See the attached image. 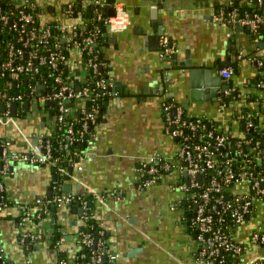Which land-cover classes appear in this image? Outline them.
<instances>
[{"label": "crops", "instance_id": "crops-1", "mask_svg": "<svg viewBox=\"0 0 264 264\" xmlns=\"http://www.w3.org/2000/svg\"><path fill=\"white\" fill-rule=\"evenodd\" d=\"M95 1L8 0L14 6L31 3L41 7L44 21L63 23L80 21L67 14L68 7L93 10ZM117 1L124 3L131 24L123 32L104 37L110 39L107 45L103 40L102 48L111 86L104 99L103 117L93 126L81 159L62 171L63 177L49 164L21 162L14 164L5 178L11 204L0 215V251L13 264H58L57 250L75 247L82 225L79 204L54 207L26 226L21 221L24 210L40 211L36 200L59 187L63 194L89 196L94 217L110 234L109 249L117 254L116 264H196L199 246L183 219L186 191L181 185L191 184L188 174L177 166L163 173L156 184L140 186L151 157L179 163L178 143L168 132L164 104L172 101L177 115L181 110L191 117L218 122L236 135H243V130L233 116L249 108L258 115L264 132V102L249 100L256 92L251 86L258 72L254 58L264 57V43L251 40L246 27L217 19L222 9L231 10L232 0H166L155 18L152 11L156 7L147 5L149 0ZM157 26H164L165 36L172 39L178 61L190 58L200 70L192 73L190 68L169 66L173 59L162 58L161 44L156 50V41L145 39L156 35ZM221 63H230L224 68L233 69L231 85L225 90L207 87L203 70L211 69L216 77L225 79L219 73ZM256 93L264 96L262 91ZM229 96V102H224ZM40 111L42 116L29 126L16 121L3 125V116H21L18 111L2 116L0 137L9 142L13 152L43 153L40 139L52 135L54 127L50 114ZM262 154L259 161L264 160V150ZM65 185L72 191L64 192ZM56 223L62 225L67 238L70 236L60 248H53V241L46 237L30 238L32 233L48 236ZM263 224L264 201H259L254 217L238 229V239L249 242L253 231ZM261 251L251 247L245 259Z\"/></svg>", "mask_w": 264, "mask_h": 264}, {"label": "built area", "instance_id": "built-area-1", "mask_svg": "<svg viewBox=\"0 0 264 264\" xmlns=\"http://www.w3.org/2000/svg\"><path fill=\"white\" fill-rule=\"evenodd\" d=\"M255 1L259 4L264 2V0H249V4L254 5ZM95 4L96 7L93 10H85L81 7L82 10L77 7H68L66 12L69 16L75 14L76 8L79 9V22L63 23L58 21L56 23L58 32L56 33V38H60V43L63 44V47L68 52L66 54L59 50V48L62 49L63 47L58 42L53 47L48 46L49 39L52 36L50 28L42 31L39 36L32 30L25 31V23L32 20L30 14L22 10L18 21H16L11 15L5 14L2 7H0V27H6L16 32L20 31L18 37L14 38L12 34L6 37L4 32H1L0 35V120L3 115L11 114V104L13 102L17 103V111L28 103V111L33 112L38 109L49 113L54 127L52 135L43 136L40 139V147L43 150L41 156H37L35 153L13 152L9 147V142H3L0 139V172L2 174V179H0V215L11 204L5 178L11 174L14 164L29 162L32 164L46 163L51 165L58 163L62 156L69 157V155H73L76 159L75 161L80 160L85 148L79 146L78 143L85 140L86 133L92 131V127L103 117L100 99L106 96L107 91L110 90V80L105 77L97 79L95 88L99 91H95V89L87 85H82V83L90 76L93 78L99 76L101 67L105 69V61L99 59V54L103 53L104 37L125 31L131 24V16L123 2L117 0L112 2L96 0ZM231 5L232 1L230 2ZM23 6L35 7L31 3ZM110 9H113V15L109 14ZM90 10L93 11L91 21L101 24L84 31L82 27L84 20H86L84 13L86 11L90 12ZM217 19L233 25L238 24L253 31H257L260 23L264 22V18L260 13L255 12L252 15L246 13L241 16L236 9L229 11L222 9ZM255 41L260 43L259 39ZM43 48L46 49L47 55L39 53ZM175 54V45L170 42L167 36L163 37L160 52L162 58L170 61ZM62 62L66 63L68 67V72L65 76L68 81L61 76H57L55 79L57 85L51 91H48L47 81L38 78V75L42 73V66L47 65L45 67L49 68L48 71L51 73ZM256 62L262 64L261 59L254 58V63ZM219 73L224 78L229 79L233 75V69L229 67L222 68ZM23 75L30 76V82L24 89H18L17 80ZM5 76H8L9 79L2 84L1 78ZM73 79L76 81V86L72 85ZM39 83L45 87L43 89L45 91L44 96L41 94L43 90H38ZM260 85H263V83ZM49 101L55 105L56 114H52L51 106L48 104ZM87 101L93 102L90 108L86 107ZM173 106L172 101L166 102L164 111L167 114L169 134L179 140L177 142L179 163L175 164L168 159L156 156L151 157L149 163L146 164L144 179L140 186L145 188L156 184L163 173L178 166L180 172H187L191 183L189 186L181 185V188L186 191L183 204L190 202L191 205L196 207L195 218L191 221V227H197L199 230L195 238L199 246L196 264H232L227 261L226 256H221L224 252L228 256L237 257V264H264V224L253 231L249 242L245 243L238 239L240 226L254 217L258 202L264 201V177H258L254 171L247 170L240 171L236 175L234 170L229 167V170L223 176L222 183H220L217 178L224 171L217 165V152L211 149L210 141L194 144L190 142V134H186L183 128L178 127L184 115L181 110L175 119L170 116ZM2 107H5V110H2ZM79 113L84 115L80 117ZM243 118V115H239L235 120L239 122ZM184 123L193 132L204 131L206 128L202 118ZM253 127L254 123L249 121L247 128L252 129ZM57 133V145L62 155L54 156L52 138L56 137ZM213 133L211 131L209 136L213 137ZM199 137L203 141L204 133L200 132ZM215 138L217 145L220 147H225L229 142L226 134H216ZM251 142L252 139H247L243 136L235 145L236 153L240 154L242 149L245 150L251 145ZM260 153L261 150H258L256 159L261 158ZM209 171L216 172V174L208 179L209 185L203 187V185H200V180L197 179V176L201 175V179H204V175ZM232 182H235V187L231 194V199L222 194L211 205L210 201L213 193H220L223 187L228 186ZM81 199V195L73 193H56L51 196L40 197L36 200L37 205L41 207L40 211L24 210V216L21 221L26 226L34 219L33 217L41 219L43 213H48L54 207L79 204L82 209L81 222L86 224V220L89 218L88 205L86 200L81 203ZM224 213L229 214L235 220V223L238 224L236 230L233 231L229 224H226L222 219ZM183 219L185 220L184 215ZM104 233L105 230L101 231V234ZM44 237L53 241L54 232H51L48 236H43L39 233H32L30 236L33 240L43 239ZM81 237L82 243L92 246L94 249L92 264H116L118 257L116 253L110 251L109 239L101 242L103 249L96 250L99 241L97 236L84 233ZM64 242V238L58 239L55 246L60 248ZM251 247H257V249L262 251L255 257L245 259V255ZM67 251L72 255L75 247H70ZM0 264H13L6 259L2 250L0 251ZM61 264L76 263L74 258L70 257L68 260H62Z\"/></svg>", "mask_w": 264, "mask_h": 264}, {"label": "trees", "instance_id": "trees-1", "mask_svg": "<svg viewBox=\"0 0 264 264\" xmlns=\"http://www.w3.org/2000/svg\"><path fill=\"white\" fill-rule=\"evenodd\" d=\"M0 7H2L5 14L11 15L12 18L16 21H18L21 15V11L24 10L26 13L30 14L32 17L31 21L25 23L24 25L25 31L32 30L34 31L35 34L39 36L42 31H44L47 28H50L52 36L49 39L48 46L53 47L56 42L60 43V38H56V33H58L56 30L57 21L55 20H51L48 22L44 21L43 20L44 10L41 7L14 6V5L9 4L8 0H0ZM230 8L236 9L241 16L245 15L246 13H249V15H252L253 13L257 12V13H260L262 17L264 18V2L262 4H259L256 2L254 5H250L249 0H242V1L232 0V5L230 6ZM92 14H93V11L91 10L90 12L86 11L84 13V16L86 19L84 20V24H82L84 31H87L88 29H92L93 27L99 26V24H101L99 22L93 23L91 21L93 18ZM78 15H79V11L76 8L75 14L73 16L77 17ZM19 28H20V24H19ZM14 31L15 30H10V29H7L6 27H0V35H1V32H4L6 37L10 36L11 34L13 38L18 37V34L20 33V31H17V32L16 31L14 32ZM247 31L250 35L251 40L255 41L256 39H259L260 43H264V22L260 23L257 31H253L248 28H247ZM60 44H61V47H63V44L62 43ZM59 50L62 53H65V54L68 53L64 47L62 49L59 48ZM39 53L43 55H47V51L44 48L41 51H39ZM257 58L262 60V64H258L257 62L255 63V68L258 70V72H257L256 77L253 79V81H251V86L252 88H255L256 92L257 91L264 92V57L260 56ZM99 59L101 61H105L103 53L99 54ZM45 66L47 65L42 66V73L41 75H38V78L47 81V84L49 86L48 91H51L57 85V83L55 82V79L57 76H61L66 81H68V79H66L65 77L68 72L67 71L68 67L66 63L62 62L61 64H59L58 68L56 70H53L51 73H49L48 71L49 68ZM100 73L101 74L95 78H93L92 76L88 77L86 81L82 83V85H87L91 87L92 89H95V91H99L98 89L95 88V81L99 79L100 77L106 78L105 69L103 70V72H100ZM8 79H9L8 76L2 77L1 83L3 84ZM29 80H30V76L23 75L21 78L17 80V84L19 85L17 86V88L24 89L29 84L30 82ZM261 83H263V85H260ZM15 85H16V82H15ZM72 85L76 86V81L74 79L72 80ZM256 92L255 94H251L249 96V100L258 98L261 102H264V96L260 98L258 96V93ZM26 95H28V93H26ZM104 99H105V96H103V98L100 99V106L102 107V111H104ZM230 99H231V96L225 98L224 102H229ZM92 104H93L92 101H87L86 107L90 108ZM50 106H51L50 110L52 114H56L55 105L53 104ZM27 112H28V109L26 108V105L18 109V114H20L21 116H26ZM0 113H1V108H0ZM83 115L84 114L79 113L80 117H82ZM239 115L244 116V118L239 121L240 122L239 124L243 130V135L233 134L231 131L225 130L218 122L209 121L206 118H202V121L204 122L206 126L205 130L193 132L189 128V126L185 124L184 122L196 120L197 117H191V116L186 115L185 113L182 117L180 125H178V127H181L184 129L186 134H190V142L192 144L200 143V142L204 143V142L210 141L211 149L215 150L218 154L217 165L219 168H222L224 171V173H222L221 175H218L217 180L220 181V183H222L223 176L229 170V167H231L234 170L236 175L240 171L247 170V171H254L255 175H257L258 177L259 176L264 177V160L259 161L260 159H256L257 151L261 150L260 155H263L262 151L264 150V132L260 129L258 125V115H256V113L254 111H251L249 108H244L243 110H241V112L235 113L233 116V119L235 118L237 119ZM249 121H252L254 123V127L252 129L247 128ZM211 131L214 132L213 137L209 136V133ZM200 132L204 133L203 141L200 140V137H199ZM216 134L218 135L226 134L227 135L229 142L226 144L225 147H220L217 145L216 138H215ZM90 135H91V131L86 133L84 137L85 140L83 142H79L78 143L79 146L85 148L87 140L90 137ZM243 136H245V138L247 139H252V142L248 148H246L245 150L242 149L241 153L237 154L235 145L240 141V139L243 138ZM0 139L3 142L4 141L7 142L5 138L0 137ZM175 140L176 142L179 141L178 139H175ZM52 141L54 144V150H53L54 156L62 155V153L59 152V148L57 145L58 133L56 137L52 138ZM75 160L76 159L73 155H69V157L62 156V159H60L58 163H53L51 164V166L54 172L58 174V176L63 177L65 173H62V171L70 169L73 166V162ZM55 164H58V165L55 166ZM214 174H216V172L215 173L213 171L207 172L204 175V179H200V185H203V187H207L209 185L208 179L211 178ZM0 179H2L1 172H0ZM234 184L235 182H232L228 186L223 187L220 193H213L211 201H210L211 205L222 194L231 199V194L233 193V189L235 187ZM56 193L63 194L62 189H60L59 187L57 191L54 192L53 194H56ZM81 197H82L81 203L84 200L87 201L89 218L86 220V224H82L79 227V231L81 232V234L79 237L75 239L73 243V245H75V251L72 255H73V258L76 264H92V259L94 256V253H93L94 249L92 246H87L86 244L82 243L81 236H83L84 233L97 236L99 241H98V246L96 250H101L103 249V246H101V242L105 239H109L110 234L107 231H105L104 234H101V231H104L105 229L100 225V223L97 221V219L93 215L92 207L89 202V196L81 194ZM182 207L184 208V216H185L184 221L188 225L190 231L194 234V237L196 238V236L199 233V230L197 229V227H194V228L191 227V221L193 218H195L196 207L194 205H191L190 202L183 204ZM71 209L74 210V207H72ZM25 211H28V209H26ZM43 215L44 213L42 214V217ZM33 218H34L33 220L36 222L39 220L36 217H33ZM222 219L225 221L226 224H229L230 228H232L233 231L236 230L238 224L235 223V220H233L229 214L224 213L222 215ZM227 231L229 232V230ZM62 238L66 239L67 238L66 234L62 230V225L59 223H56V226L54 228L53 248H55L54 245L56 241ZM57 251L59 255L58 264H61L62 260L69 259V254L66 249H58ZM221 256H226L227 261L232 264H237L238 262V260L236 259L237 257L235 258V256L234 257L228 256L226 255L225 252Z\"/></svg>", "mask_w": 264, "mask_h": 264}, {"label": "water", "instance_id": "water-1", "mask_svg": "<svg viewBox=\"0 0 264 264\" xmlns=\"http://www.w3.org/2000/svg\"><path fill=\"white\" fill-rule=\"evenodd\" d=\"M165 1L166 0H160V1L159 0H157V1L149 0V1H147L148 2L147 5L152 6V7H156V9H155L156 11L155 10L152 11V17L153 18H155L156 12H157V16H158V11H159V9L161 7V4L164 3ZM109 14H111V15L114 14L113 9H110ZM160 20L158 22L161 23ZM163 28H164V26H163ZM163 28L162 27H159L158 28V26H157V28H155L156 29V35L154 37L148 36V38H147V35L145 37L146 40H149L150 39L151 42L154 41V40L156 41V46L153 49H156V50L160 49L161 40H162L163 37H165V31H164ZM116 38H117V36H114L113 39H116ZM169 40H170L171 43L173 42L171 38H169ZM109 41H110L109 38H104V44L105 45L109 44L108 43ZM226 64H230V63H226ZM226 64L225 63H221V67L224 68L226 66ZM194 65L195 64H194V62H192V59L188 58V60L185 61V62H179L178 61V56L175 55L174 58H173V60H171L169 66H178V67H181V68H190V69H192L191 70L192 73H194V72H196V70H200L197 67H194ZM103 70H104V68L101 67V72H103ZM203 71H204V73L206 72V75H207L206 76V86L207 87L208 86L209 87H213V88L216 87L215 89L219 90L220 87L222 86L223 89L225 90V89H227L231 85L229 79H226V78L225 79H222V78L219 79V77H216L214 75V71L213 70L209 69V70H206V71L203 70ZM108 80H110V79L108 78ZM222 83H223V85H222ZM44 88H45L44 85H42L40 83L38 84V90H43ZM215 89H212V92L213 93L215 92ZM207 91H211V89H207L206 92ZM41 94L44 96L45 95V91L43 90L41 92ZM48 104L49 105H53V102L49 101ZM26 107H28V103L26 104ZM2 110H5V107H2ZM11 111H12V113H16L17 112V103L16 102H13L11 104ZM171 115H172V118L173 119L176 118V116H177V109L176 108H173L171 110ZM57 165L58 164H55V166H57ZM186 174H187V172H186ZM201 178H202L201 175H198L197 176V179L198 180H200ZM55 179H57V176H55ZM63 189H64V192H70V191H72V187L71 186H66L65 185L63 187ZM51 195H52V193L49 196H51ZM79 212H80V214H82V209L79 210ZM67 239L69 240L70 239V236ZM35 246H38V243H35ZM131 254H132V252L129 255H131ZM105 261H106V257H105Z\"/></svg>", "mask_w": 264, "mask_h": 264}, {"label": "rangeland", "instance_id": "rangeland-1", "mask_svg": "<svg viewBox=\"0 0 264 264\" xmlns=\"http://www.w3.org/2000/svg\"><path fill=\"white\" fill-rule=\"evenodd\" d=\"M42 116V112L38 109H36L33 112H28L27 116H19V115H12V116H3L5 117V124L3 123V125L7 124H11L16 121V122H20L23 125L29 126V125H34V122L36 120V118H40ZM8 120V121H7ZM12 124V125H13ZM1 125V126H3Z\"/></svg>", "mask_w": 264, "mask_h": 264}]
</instances>
